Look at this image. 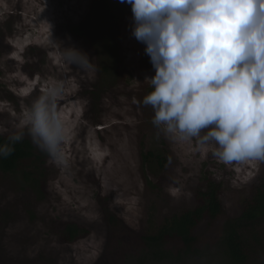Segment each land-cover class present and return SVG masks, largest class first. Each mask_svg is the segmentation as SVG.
<instances>
[{
  "label": "rangeland",
  "instance_id": "rangeland-1",
  "mask_svg": "<svg viewBox=\"0 0 264 264\" xmlns=\"http://www.w3.org/2000/svg\"><path fill=\"white\" fill-rule=\"evenodd\" d=\"M118 1L108 66L94 0H0V135L16 131L24 107L52 80L75 85L60 101L70 132L66 163L53 162L25 133L35 156L15 174L0 172L1 264H230L220 245L222 222L240 217L264 162L224 164L195 140L158 133L152 108L142 103L151 88L145 78L155 70L132 35L131 5ZM52 42L88 54L94 70L65 63ZM104 67H112L109 75ZM26 173L38 179L36 187ZM173 177L181 187L175 196L167 191ZM207 177L221 186L223 219L195 230L200 243L190 254L172 242L148 248L143 238L197 206ZM69 224L81 232L73 242L62 236Z\"/></svg>",
  "mask_w": 264,
  "mask_h": 264
},
{
  "label": "clouds",
  "instance_id": "clouds-1",
  "mask_svg": "<svg viewBox=\"0 0 264 264\" xmlns=\"http://www.w3.org/2000/svg\"><path fill=\"white\" fill-rule=\"evenodd\" d=\"M121 3L125 0H120ZM132 35L155 70L143 105L158 133L195 140L224 164L264 162V0H127ZM59 57L87 73L88 54L53 43ZM56 54V53H52ZM71 79L52 80L25 106L16 131L0 142L8 158L25 133L56 163L70 139L60 101ZM178 177L167 191H181ZM190 195V194H189Z\"/></svg>",
  "mask_w": 264,
  "mask_h": 264
},
{
  "label": "trees",
  "instance_id": "trees-1",
  "mask_svg": "<svg viewBox=\"0 0 264 264\" xmlns=\"http://www.w3.org/2000/svg\"><path fill=\"white\" fill-rule=\"evenodd\" d=\"M93 4V11L97 13L103 28L100 45L103 52L108 55L110 66L111 62L113 64L114 41L118 38L120 27L121 5L118 0H94ZM111 68L104 67L107 75L110 74ZM151 90L149 88L147 94ZM7 138L8 136L0 135V142H5ZM34 156L32 143L23 139L15 145V151L11 156L0 159V172L15 174L21 162ZM25 181L34 187L39 183L38 179L29 173L25 174ZM220 190V184L207 177L205 188L197 192V206L166 219L154 234L143 238L144 244L150 249L157 250L162 249L167 242H172L175 243L178 253L190 254L196 251L200 238L195 235V230L206 219L209 222L223 219ZM110 222L113 226L117 225L115 218L110 217ZM222 226L220 245L230 264H264V173L254 183L250 196L245 199L240 217L223 220ZM80 235V229L71 224L67 225L62 233L66 242H73Z\"/></svg>",
  "mask_w": 264,
  "mask_h": 264
}]
</instances>
